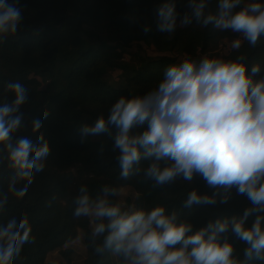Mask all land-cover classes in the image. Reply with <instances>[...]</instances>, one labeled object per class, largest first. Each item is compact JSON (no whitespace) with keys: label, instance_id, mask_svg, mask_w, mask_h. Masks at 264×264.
<instances>
[{"label":"clouds","instance_id":"clouds-1","mask_svg":"<svg viewBox=\"0 0 264 264\" xmlns=\"http://www.w3.org/2000/svg\"><path fill=\"white\" fill-rule=\"evenodd\" d=\"M210 0H188L182 16L176 0H166L157 11L158 31L173 34L179 27L193 24L213 30L238 33L231 42L239 50L244 42L255 47L264 34L262 0H217L215 10ZM20 0H0V38L14 35L22 23ZM145 32L149 27L145 26ZM259 63L250 73L246 57L225 59L204 54L185 56L167 65L155 86L144 94L120 96L91 125L79 128L81 142L88 136L111 134L113 151L127 180L143 173L154 186L174 184L178 179L191 184L196 176L214 189L211 195L195 188L182 202L184 209L199 205L226 204L232 190L249 202L241 216L217 218L193 231L187 219L181 220L175 209L165 205L150 208L126 206L121 196L123 186L105 183L93 197L86 184L75 198V217L92 219L93 238L98 254L110 250L123 264H264V76ZM259 76V78H257ZM5 92L13 94L11 103L0 104V152L15 170L10 187L18 197L27 192L36 173L45 168L50 146L43 133L36 142L17 137L23 123L20 108L27 102L29 89L19 81L9 82ZM49 113L45 111L44 118ZM43 126L40 118L32 121L33 134ZM148 161L146 167L140 162ZM25 186L15 189L17 181ZM6 199V198H5ZM0 203H3L0 201ZM254 216L253 223L246 221ZM27 224L15 219L0 227V264H12L28 240ZM229 231L245 242L243 258L235 254Z\"/></svg>","mask_w":264,"mask_h":264},{"label":"trees","instance_id":"trees-1","mask_svg":"<svg viewBox=\"0 0 264 264\" xmlns=\"http://www.w3.org/2000/svg\"><path fill=\"white\" fill-rule=\"evenodd\" d=\"M11 2V0H10ZM166 0H20L24 17L14 35L0 38V104L11 103L14 96L5 92L9 82L19 81L28 89L27 102L21 106L23 123L17 137L26 136L36 142L40 133L50 146L45 168L36 173L23 197H18L10 187L15 176L0 152V227L15 219L17 224L27 219L25 228L28 240L12 264H74L73 251L60 250L61 260L47 262L49 253L76 240L78 230L83 233L87 257L83 264H113L110 250L95 252L103 237L93 238L91 221L86 216L75 217V198L79 188L86 184L90 194H99L100 186L131 187L136 192L134 201L127 199V206L150 208L165 205L175 209L181 220L187 219L193 231L206 226L211 220L233 215L241 216L249 202L245 196L232 190L226 204L199 205L184 209L182 202L193 188L201 194L211 195L210 188L199 176L191 184L177 180L174 184L154 186L143 173L127 180L120 178L121 168L113 151L111 134L88 136L81 142L79 128L91 125L97 117L109 114L110 106L124 95L144 94L162 77L163 69L185 56L213 55L221 41L239 36L230 30L201 28L195 24L179 27L173 34L158 31L156 11ZM188 0H176L177 12L182 16L188 11ZM264 2V0H262ZM217 0H210L214 11ZM145 26L149 31L145 32ZM134 42L152 47L155 55L139 52L125 53ZM246 57L251 67L259 63L264 76V34L255 47L244 42L239 50L221 57L233 59ZM119 72V86L106 81L109 72ZM259 78V76L257 77ZM47 111L49 115L44 118ZM40 118L43 126L32 132V121ZM141 166L148 161L142 159ZM75 169V173L70 172ZM17 181L15 189L25 186ZM6 198V199H5ZM118 201L117 197H111ZM250 216L246 224L254 221ZM234 245L235 254L243 258L245 242L227 234ZM5 242L0 241V245ZM120 258V257H119ZM120 263L123 264L122 258ZM255 264H261L256 261Z\"/></svg>","mask_w":264,"mask_h":264},{"label":"rangeland","instance_id":"rangeland-1","mask_svg":"<svg viewBox=\"0 0 264 264\" xmlns=\"http://www.w3.org/2000/svg\"><path fill=\"white\" fill-rule=\"evenodd\" d=\"M142 53V54H146V55H155L154 49L151 47H146L145 45H143L142 42H134L133 44L130 45V47L128 48V53H125V56L127 59L130 58V53ZM215 55L218 56H222V54L218 53L217 50L215 53H213ZM106 81L113 87H117L119 86V72L118 71H112L109 72V74L106 76ZM70 172L75 173V169H71ZM137 197L136 192L133 190V188L131 187H123L122 190V194L121 196H117L118 200H123L125 205L127 206V199H130L132 201L135 200V198ZM89 220L91 221V227L93 228V223H92V219L90 217H88ZM66 250V249H70L73 251V263L74 264H83L84 260L87 257V250L86 247L84 245L83 242V233L81 230H78V235L76 240H74L73 242L63 246L61 249L56 250L54 252H51L48 254L46 261L47 262H52L54 260H61V255H60V250ZM113 264H121L120 263V258L118 256L114 255V259H113Z\"/></svg>","mask_w":264,"mask_h":264},{"label":"built area","instance_id":"built-area-1","mask_svg":"<svg viewBox=\"0 0 264 264\" xmlns=\"http://www.w3.org/2000/svg\"><path fill=\"white\" fill-rule=\"evenodd\" d=\"M236 38H238V36L226 38L223 41H221L217 49V52L222 55H227L228 53L233 51V49L231 48V42Z\"/></svg>","mask_w":264,"mask_h":264},{"label":"crops","instance_id":"crops-1","mask_svg":"<svg viewBox=\"0 0 264 264\" xmlns=\"http://www.w3.org/2000/svg\"><path fill=\"white\" fill-rule=\"evenodd\" d=\"M213 55H215V54H213ZM200 56H202V55H198L197 57H195V58H199Z\"/></svg>","mask_w":264,"mask_h":264}]
</instances>
